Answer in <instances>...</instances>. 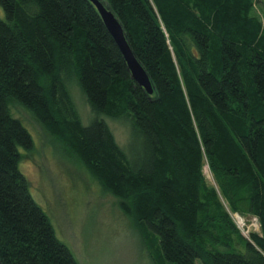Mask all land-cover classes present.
Masks as SVG:
<instances>
[{"label": "trees", "instance_id": "obj_1", "mask_svg": "<svg viewBox=\"0 0 264 264\" xmlns=\"http://www.w3.org/2000/svg\"><path fill=\"white\" fill-rule=\"evenodd\" d=\"M101 1L151 95L88 0H0V264H79L19 170L33 141L13 105L117 199L154 264H264V0ZM102 117L129 120L125 148ZM234 214L259 233L246 239Z\"/></svg>", "mask_w": 264, "mask_h": 264}, {"label": "rangeland", "instance_id": "obj_2", "mask_svg": "<svg viewBox=\"0 0 264 264\" xmlns=\"http://www.w3.org/2000/svg\"><path fill=\"white\" fill-rule=\"evenodd\" d=\"M258 10L256 14L263 24V15ZM0 19H4L1 7ZM68 88L80 121L87 126L92 113L75 78H70ZM10 110L33 141L31 150H18L21 155L18 167L30 183V195L48 216L57 239L69 247L77 262L154 264L141 231L120 212L117 199L104 193L74 156L54 142L25 108L13 105ZM102 119L117 144L125 148L130 136L129 120ZM203 175L206 184L218 192L207 166ZM219 201L225 210L226 203ZM232 219L246 239L250 233H259L257 219L244 221L236 215ZM195 264L201 262L196 260Z\"/></svg>", "mask_w": 264, "mask_h": 264}, {"label": "water", "instance_id": "obj_3", "mask_svg": "<svg viewBox=\"0 0 264 264\" xmlns=\"http://www.w3.org/2000/svg\"><path fill=\"white\" fill-rule=\"evenodd\" d=\"M96 9L100 16L107 32L112 37L114 43L119 49L128 71L130 72L131 79L141 88H143L148 95L152 94V88L149 79L135 59L124 35V30L121 24L113 15L112 11L101 0H88Z\"/></svg>", "mask_w": 264, "mask_h": 264}, {"label": "built area", "instance_id": "obj_4", "mask_svg": "<svg viewBox=\"0 0 264 264\" xmlns=\"http://www.w3.org/2000/svg\"><path fill=\"white\" fill-rule=\"evenodd\" d=\"M234 215H236V216H238V218H240V219H242V220H244L245 221V219L244 218H241L239 215H237V214H234ZM233 216V215H232ZM231 216V217H232ZM233 220V219H232ZM234 221V220H233ZM235 223V222H234ZM236 224V223H235ZM237 226V225H236Z\"/></svg>", "mask_w": 264, "mask_h": 264}, {"label": "bare ground", "instance_id": "obj_5", "mask_svg": "<svg viewBox=\"0 0 264 264\" xmlns=\"http://www.w3.org/2000/svg\"><path fill=\"white\" fill-rule=\"evenodd\" d=\"M239 221H240V219H239Z\"/></svg>", "mask_w": 264, "mask_h": 264}]
</instances>
